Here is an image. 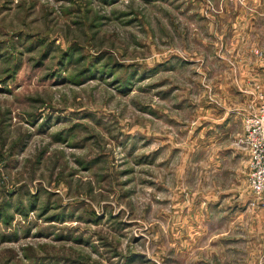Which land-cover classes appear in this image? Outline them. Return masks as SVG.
<instances>
[{"label":"rangeland","instance_id":"374dc122","mask_svg":"<svg viewBox=\"0 0 264 264\" xmlns=\"http://www.w3.org/2000/svg\"><path fill=\"white\" fill-rule=\"evenodd\" d=\"M255 86L264 0H0V264H264Z\"/></svg>","mask_w":264,"mask_h":264},{"label":"built area","instance_id":"2783aa9c","mask_svg":"<svg viewBox=\"0 0 264 264\" xmlns=\"http://www.w3.org/2000/svg\"><path fill=\"white\" fill-rule=\"evenodd\" d=\"M255 88L254 98L243 109L242 140L249 155L248 187L264 201V94Z\"/></svg>","mask_w":264,"mask_h":264},{"label":"crops","instance_id":"0c3cea01","mask_svg":"<svg viewBox=\"0 0 264 264\" xmlns=\"http://www.w3.org/2000/svg\"><path fill=\"white\" fill-rule=\"evenodd\" d=\"M241 120H243V114H242ZM241 130H243V122L242 121H241ZM248 159H249V155H247V160H246V162H247V170H248Z\"/></svg>","mask_w":264,"mask_h":264}]
</instances>
